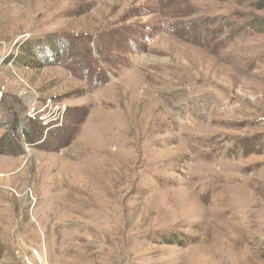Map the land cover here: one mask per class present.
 Segmentation results:
<instances>
[{
    "label": "rangeland",
    "instance_id": "obj_1",
    "mask_svg": "<svg viewBox=\"0 0 264 264\" xmlns=\"http://www.w3.org/2000/svg\"><path fill=\"white\" fill-rule=\"evenodd\" d=\"M0 264H264V0H0Z\"/></svg>",
    "mask_w": 264,
    "mask_h": 264
},
{
    "label": "trees",
    "instance_id": "obj_2",
    "mask_svg": "<svg viewBox=\"0 0 264 264\" xmlns=\"http://www.w3.org/2000/svg\"><path fill=\"white\" fill-rule=\"evenodd\" d=\"M21 51L19 59L21 58V62L28 61L27 63H31L32 61H36L37 58L35 54L33 53L34 49H37L39 51H44L42 48V44L40 42H25L19 45ZM49 49L51 50L52 57L54 58V61L57 60L59 57L62 56V54L65 52V48L58 44L56 42V39H52L49 44ZM24 55V56H23ZM28 57V58H27ZM4 61H6L4 59ZM52 64L51 61L48 60V57L45 56L43 59L39 60L37 65H49ZM25 135L27 138L29 137V133L25 131ZM8 137V136H7ZM4 147L6 148H12L13 147V141L9 138L7 141L4 142Z\"/></svg>",
    "mask_w": 264,
    "mask_h": 264
},
{
    "label": "bare ground",
    "instance_id": "obj_3",
    "mask_svg": "<svg viewBox=\"0 0 264 264\" xmlns=\"http://www.w3.org/2000/svg\"><path fill=\"white\" fill-rule=\"evenodd\" d=\"M156 111V110H155ZM150 124V123H149ZM138 130V129H137ZM150 131V130H149ZM121 145H123V144H121Z\"/></svg>",
    "mask_w": 264,
    "mask_h": 264
}]
</instances>
